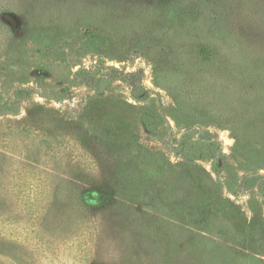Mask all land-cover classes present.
<instances>
[{"label":"rangeland","instance_id":"rangeland-1","mask_svg":"<svg viewBox=\"0 0 264 264\" xmlns=\"http://www.w3.org/2000/svg\"><path fill=\"white\" fill-rule=\"evenodd\" d=\"M33 1L0 0V219L10 213L29 230L7 264H264V190L253 186L264 174V109L247 119L234 110H193V121L211 127L205 138L222 148L223 173L235 183L228 191L197 131L183 139L180 155L169 143L183 135L172 117L151 136L144 109L121 82L65 66L57 49L83 43L92 24L80 14L61 17L60 9L47 23L30 19L21 7ZM199 1L156 0L146 31L101 29L103 61L140 71L166 113L179 98L166 74L184 80L191 96L197 79L232 85L234 42L220 45ZM243 24L254 36L245 45L263 48L264 23ZM31 183L41 206L19 209L16 199Z\"/></svg>","mask_w":264,"mask_h":264},{"label":"trees","instance_id":"trees-1","mask_svg":"<svg viewBox=\"0 0 264 264\" xmlns=\"http://www.w3.org/2000/svg\"><path fill=\"white\" fill-rule=\"evenodd\" d=\"M156 0H34L35 6H22L26 15L30 19L38 17L41 22L47 23L50 17H53L57 12L62 11L61 17L65 14H80L87 23L94 26L93 31L86 35L83 43L78 41L67 40L61 44L57 49L60 56L64 58L66 67H76L80 65L81 71L87 72V75L97 72L105 78L109 83L121 82L123 91L130 92V96L134 97L138 102L139 107L144 109V114L141 117L142 127L144 132L151 136L157 137L160 135L161 123L160 120H174V127H179L183 132L182 140L177 139L174 143L169 142L174 149L181 155L186 154L183 148V139L190 136L197 131L199 138H195L196 142H200L205 149L204 159L209 158L212 161V170L221 175L224 184L227 183L228 191H233L232 186H235L233 181H229L230 175L223 173V151L217 143L215 137L205 138V132H210L211 128L205 125L202 120H195L193 118L194 109H198L200 105L207 108H214L219 112L230 110L235 111V116H240L243 119L255 112L264 109V47L257 48L253 42H249V46L245 45V39H254V36L249 32V26L244 25L243 22H250L262 27L264 23V3L256 2V0H200L202 7L210 13L211 27L213 30H219V39L221 46L226 49L231 48L230 42L233 43L231 59L233 61V81L231 87L229 85H214L208 81L205 85L199 82L197 90L193 89L194 96L188 95V91L184 85V80L178 83L169 75H164L169 86L175 88L179 98L172 105L170 112L166 113L168 106H166L163 98L155 97L154 93L146 85L145 78L140 71L128 70L125 66L109 65L103 60L101 49L103 45V38L107 32H102L101 29L111 32L118 30L134 29L140 30L151 26V21L155 19L156 12L154 9V2ZM235 1V2H234ZM248 1V2H247ZM56 9V10H55ZM238 9V11H237ZM76 16V15H75ZM244 26L243 31L241 27ZM248 34V38L243 36ZM264 34V33H263ZM173 39V36H171ZM243 38V39H242ZM212 40V39H211ZM233 40V41H232ZM242 40V41H241ZM252 43V44H250ZM261 44V43H260ZM225 49V50H226ZM228 56L225 51L224 57ZM89 58L90 66L86 63ZM87 70H86V69ZM169 69H166L168 71ZM78 70L75 75L79 74ZM178 75V74H177ZM186 76L185 74H181ZM180 75V76H181ZM200 78V77H198ZM178 80V79H177ZM200 80H202L200 78ZM208 83H211L210 89H207ZM23 90V89H22ZM21 90V91H22ZM208 90L210 92L209 98L202 96V91ZM20 91V92H21ZM29 91V90H24ZM50 94V93H49ZM48 93H44L45 97H49ZM160 94V93H159ZM159 96V95H158ZM154 103L156 106L153 111H148L150 104ZM238 112H241L238 114ZM196 117V116H195ZM225 117V116H224ZM238 122H241L239 120ZM255 122V120H254ZM33 128V131H38L37 127L28 126L27 129ZM158 129V131H157ZM196 129V130H195ZM224 175V177L222 176ZM226 175V176H225ZM255 176V175H254ZM247 176L242 177L246 179ZM253 185L255 191L260 194L264 190V174L253 177ZM233 180V179H232ZM23 190L17 197V201L21 209L25 204H30V209L39 208L40 197L38 186L31 183L29 186L24 184ZM15 194V189H13ZM28 191V192H27ZM23 192V193H22ZM26 196L27 202L23 197ZM11 195V193H9ZM261 195V194H260ZM21 196V197H20ZM264 197V195H263ZM261 198V197H260ZM16 206V205H15ZM17 207V206H16ZM13 209V208H12ZM36 214V213H34ZM2 215V214H0ZM38 218L39 216L35 215ZM17 218L12 217L7 213V217L0 219V261L4 259L7 264L10 260V248L14 244H19L26 241L29 230L17 224ZM17 226V227H16ZM19 229V231H18ZM38 229V228H37ZM21 241V242H20Z\"/></svg>","mask_w":264,"mask_h":264}]
</instances>
